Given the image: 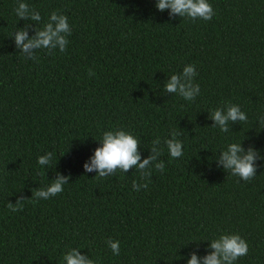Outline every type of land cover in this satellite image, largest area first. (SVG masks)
<instances>
[{"label":"trees","instance_id":"trees-1","mask_svg":"<svg viewBox=\"0 0 264 264\" xmlns=\"http://www.w3.org/2000/svg\"><path fill=\"white\" fill-rule=\"evenodd\" d=\"M20 2L41 21L20 20ZM207 2L215 14L206 22L170 19L157 0H0V264H66L72 248L94 264H188L224 234L249 246L235 264H264V161L251 181L218 164L231 143L264 156V0ZM52 12L68 17L66 51L22 53L15 32L27 25L34 38ZM188 65L194 101L164 90ZM228 103L248 119L223 133L210 116ZM117 129L139 141L141 162L159 139L164 171L146 180L135 168L86 172L104 132ZM173 131L178 159L164 144ZM58 174L70 177L63 192L34 201ZM133 181L148 187L137 192Z\"/></svg>","mask_w":264,"mask_h":264},{"label":"clouds","instance_id":"clouds-1","mask_svg":"<svg viewBox=\"0 0 264 264\" xmlns=\"http://www.w3.org/2000/svg\"><path fill=\"white\" fill-rule=\"evenodd\" d=\"M156 8L160 12L169 11V18L175 19L177 16L182 19H190L196 21L202 19L203 21H211L214 16V10L207 0H157ZM15 14L20 20L24 21H41V15L38 11L30 9L28 4L24 2L18 3L15 8ZM55 23V28L53 27ZM61 33L66 36L71 35V28L68 24V17L65 15L52 12L45 23L43 30H37L34 38H28L27 25L25 28L18 29L15 32V43L22 53H31L32 49H48L59 46L61 53L66 51L68 40ZM51 54V52H49ZM36 56L32 57L35 60ZM95 73L89 72L92 76ZM197 75L195 65H188L184 67L183 73L171 75L170 79L165 85L167 93L176 94L186 101H194L200 93V86L193 82V78ZM210 118L215 121L213 128H219L221 132L227 133L229 131L230 122H247V115L241 111L238 105L228 103L226 107H220L211 112ZM171 138L164 141L168 153L172 159H178L183 156V143L176 137L179 133L173 131ZM102 147L95 150V155L91 158L90 163H86L84 168L86 172H98L96 178H107L115 175L117 170L127 173L129 170L135 168L140 173V178L146 180L151 177L152 169L160 172L164 171V163L159 160L162 154V149L159 150L155 145H160V140L152 141V152L148 159L141 162V155L138 151L139 141L133 137L132 134L127 133L122 129L115 131H106L103 134ZM54 153L48 152L46 155L39 156L37 163L41 166H48L52 161ZM160 162H157V161ZM258 161H264V156H261L254 148L245 150L241 143H231L227 146V150L222 151L218 164L223 165L231 175L238 176L243 181H251L261 165ZM70 177L57 175V179L45 189L35 191L33 200L49 199L57 196L63 192V186L68 183ZM132 187L135 191H140L141 188H147L148 184H138L133 181ZM25 199L21 197L13 205L8 202L7 207L11 212L22 210ZM113 255L120 254V243L108 239L106 241ZM249 246L247 242L238 234H224L218 239H213L210 243L209 254L203 258L196 254L191 255L188 264H235V262L248 254ZM66 264H94V261L89 256L80 254L78 248L70 249L63 256Z\"/></svg>","mask_w":264,"mask_h":264}]
</instances>
